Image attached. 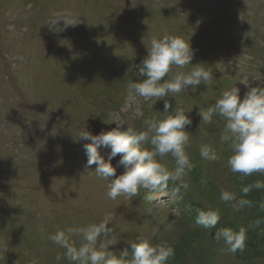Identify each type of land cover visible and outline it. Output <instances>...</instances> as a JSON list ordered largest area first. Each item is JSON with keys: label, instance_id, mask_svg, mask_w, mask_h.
<instances>
[{"label": "rangeland", "instance_id": "rangeland-1", "mask_svg": "<svg viewBox=\"0 0 264 264\" xmlns=\"http://www.w3.org/2000/svg\"><path fill=\"white\" fill-rule=\"evenodd\" d=\"M244 2L0 0V264H29L33 258L38 264H72L66 250L49 237L57 230L101 222L107 223L109 235H102L97 246L110 244L117 257L128 250L125 264L131 260L130 243L140 240L171 246L174 255L167 264H262L264 222L256 221H264V188L254 184L264 183V172L233 173L226 120L214 115L206 123L197 115L225 90L237 87L243 98L250 88L264 87L262 55L245 40L252 11ZM231 31L236 32L233 38ZM251 32L253 43L261 45L259 34ZM163 35L194 40L204 61L192 63H202L213 75L196 93H169L153 105L130 94L129 84L143 79L135 66L146 57L151 39ZM193 67L173 65L164 80ZM164 99L173 108L192 110L185 148L192 170L151 199L126 194L109 199V182L83 172L87 141H78V133L84 127L93 135L108 131L115 127L114 117L144 131L146 120L163 119ZM201 145H209L217 158L201 157ZM144 147L152 150L150 143ZM70 150H80L79 155L71 157ZM99 151L107 159L110 149ZM157 160L174 170L170 154ZM117 161L111 163L118 176L124 169ZM222 191L235 199L223 201ZM166 194L175 211L184 207L177 226L159 203ZM240 200L249 204L240 207ZM195 202L219 215L220 231L244 228L243 250L228 251L224 240L216 239L219 230L191 226L198 216ZM184 216L188 218L181 224ZM72 239L77 247L83 243L80 236Z\"/></svg>", "mask_w": 264, "mask_h": 264}, {"label": "clouds", "instance_id": "clouds-1", "mask_svg": "<svg viewBox=\"0 0 264 264\" xmlns=\"http://www.w3.org/2000/svg\"><path fill=\"white\" fill-rule=\"evenodd\" d=\"M195 50L192 49L190 39L185 41L180 37L163 35L152 38L147 55L139 65L135 66L136 75L143 79L129 84L130 94L150 101L153 105L169 93L179 94L186 90L196 93L199 86L211 81L212 75L202 63L193 64ZM195 65L188 73L177 71L171 79L164 80L170 72L171 66L183 69L187 65ZM163 81V82H162ZM171 109V111L169 110ZM184 109L173 108L167 99L163 103V119L146 120V130L137 131L131 126L125 127L122 120L114 117L115 127L108 131H101L93 135L85 127L78 133V141L83 144L86 155V165H95L98 177L109 181L107 196L115 200L126 194L129 198L138 194L143 188L149 192L167 187L169 181H182L183 177L192 170V163L185 152L189 142L186 128L192 125V119ZM200 120L211 123L214 115H220L226 120L225 131L233 140V154L228 164L233 173L249 176L255 172H264V87H252L240 97L237 87L223 91L214 105L206 110H199ZM150 143L152 150L144 147ZM110 149L105 159L100 149ZM119 154L118 166L124 171L116 175V167L111 163ZM170 154L175 160L174 170H169L158 162L157 157ZM200 155L204 159L215 160L216 152L209 145L200 146ZM182 187H187L182 184ZM252 186L244 187L242 192L247 194ZM254 187L264 188V183L256 182ZM151 199V196L148 197ZM221 199L225 202L235 199L234 194L221 192ZM249 204L247 200H240L238 206ZM237 205H234V208ZM220 217L215 211L199 212L197 223L205 227H214ZM264 221L257 220L259 225ZM246 230L240 228L238 232L223 229L216 233V239H223L228 251L235 253L245 246ZM109 235L106 222L89 225L84 228H67L57 230L49 237L53 243L64 248L65 258L72 264H125L128 250L123 251L122 257H117L110 251V244L99 243L101 236ZM73 236L82 237L83 243L76 246ZM131 260L127 264H167L174 255V249L167 244L153 245L148 240L130 243ZM57 260L60 256L56 257ZM29 264H38L35 258Z\"/></svg>", "mask_w": 264, "mask_h": 264}]
</instances>
